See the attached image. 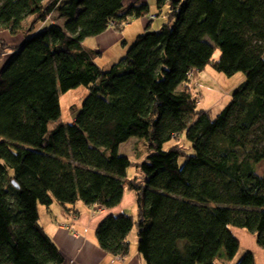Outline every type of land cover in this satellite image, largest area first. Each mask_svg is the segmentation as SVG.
Segmentation results:
<instances>
[{
	"label": "trees",
	"instance_id": "trees-1",
	"mask_svg": "<svg viewBox=\"0 0 264 264\" xmlns=\"http://www.w3.org/2000/svg\"><path fill=\"white\" fill-rule=\"evenodd\" d=\"M156 7L167 9L162 27L145 29L103 69L83 40L111 21L121 30L148 14L146 3L0 0V31L20 35L15 45L0 40V57L9 53L0 67V264H62L38 205L110 209L129 166L143 178L128 180L137 214L102 217L95 237L104 252L127 255L133 226L142 264H214L222 248L230 259L239 231L264 250V0ZM208 65L243 74L214 118L187 84ZM79 85L88 93L73 123H63L59 94ZM132 136L146 143L141 161L118 152ZM236 264H256L253 251Z\"/></svg>",
	"mask_w": 264,
	"mask_h": 264
},
{
	"label": "rangeland",
	"instance_id": "rangeland-1",
	"mask_svg": "<svg viewBox=\"0 0 264 264\" xmlns=\"http://www.w3.org/2000/svg\"><path fill=\"white\" fill-rule=\"evenodd\" d=\"M156 1V0H154ZM141 3V2H139ZM166 7H162L161 11L157 9L155 18H152V22L150 24V30H159L163 23L166 21ZM152 15V14H151ZM149 15V16H151ZM53 17H57V20L60 21V17L58 16V12H53ZM145 16V15H144ZM143 17V16H140ZM137 17V18H140ZM56 20V19H55ZM135 18H131L125 20L120 24V27H124L123 30H115L123 33L121 41L119 45H113L112 48L105 50L102 54H99L95 57V62L100 66L104 67L105 64H109L110 62H117L122 56H124L128 47L134 41V38L138 35V29L135 23ZM130 25H129V24ZM49 25L48 21L38 23L35 27V31L41 30ZM126 25V26H125ZM116 26V25H115ZM113 28V27H110ZM0 40L7 42L8 44L15 45L20 40V35L17 37H10L6 32H0ZM123 40V41H122ZM126 42L125 46L122 44ZM85 45L91 46L93 45V40H85ZM95 50L94 48H89ZM219 55L218 49L215 50V55L213 56V60H217ZM5 57V54L0 57V60ZM8 58V57H7ZM6 58V60H8ZM7 62V61H5ZM5 64V63H4ZM3 64V65H4ZM243 78V74L240 71L233 72L230 75H227L223 72L216 71L212 66L208 65L202 70L195 71L189 75V80L187 82L188 86H190L191 90L195 94L198 99V109L205 110L207 114L214 118L229 102L231 98L232 91L236 88V86L241 82ZM88 90L85 86L79 85L74 88H71L65 92L59 94V103L61 108V120L63 123H73L78 111L81 108V104L83 99L86 97ZM184 139L181 138L179 140L180 143L184 144ZM170 142H168L165 147H168ZM118 152L120 154L126 155L131 160L141 161L146 155V143L144 139L136 136H132L126 142H123L119 145ZM188 152H192L188 150ZM184 159L180 158V162H183ZM264 167V162H260L257 166L258 172H262ZM140 172L134 167L129 166L126 171V177L124 179V192L121 201L117 204L116 209L119 210L120 213H125L131 216L136 217L137 214V205H136V194L132 189L128 188V180L137 176V182L142 183L143 178L140 177ZM82 204L80 200H77L75 206ZM64 206L61 205L57 201H53L49 206L39 204L38 205V214H39V224L48 225V222L51 220L52 222L63 219L66 215ZM98 208V207H97ZM113 208V207H112ZM59 215H63L59 217ZM59 222V221H58ZM238 235L242 238V233L237 232ZM241 233V234H239ZM237 235V234H236ZM237 235V236H238ZM238 236V237H239ZM92 237L96 240L95 237V229L92 230ZM129 241V252L127 255L129 257H134V255H138L137 252V229L136 226L130 230L128 234ZM248 249V244L245 240L242 239L241 244L239 245L238 250L232 258H225L224 249L222 248L219 251V256H217L214 260V264H236L245 251ZM201 264V263H198Z\"/></svg>",
	"mask_w": 264,
	"mask_h": 264
},
{
	"label": "crops",
	"instance_id": "crops-1",
	"mask_svg": "<svg viewBox=\"0 0 264 264\" xmlns=\"http://www.w3.org/2000/svg\"><path fill=\"white\" fill-rule=\"evenodd\" d=\"M125 6L130 4H141L146 3L148 5V14L143 17L135 18V23L138 31V34L142 33L145 29L150 27L152 20H149V15H156L157 7L156 1L154 0H122ZM141 2V3H139ZM155 18V17H154ZM129 24V23H128ZM130 25V24H129ZM126 26V25H125ZM124 27L121 28L123 30ZM119 30L116 28H107L103 32L93 36L87 37L83 40L82 45L89 49L94 48L102 54L103 51L112 48L113 45H119L121 41L124 31L119 32L115 31ZM0 32H6L8 36V32L6 30H1ZM13 38V37H12ZM93 40V45L87 46L85 45V40ZM123 41V40H122ZM124 46L126 44L125 40L122 43ZM92 50V49H90ZM97 54V55H99ZM9 56V53H5V57L0 60V67L6 61V58ZM113 63L105 64L103 69L109 68ZM97 205L85 206L80 204L76 206L78 212L74 213L72 210L67 211L66 215H59L63 219L58 221H49L48 225H42L44 232L51 238V240L58 247L59 251L63 255L62 264H142L141 259L138 255H134V257H129V255L124 256V260L120 261L117 256L110 255L103 250L97 244V241L92 237V230L96 228L99 221L104 217L107 213H120L119 210L116 209L117 205L110 209H100L98 210ZM72 228L78 232L77 234L73 233ZM242 233V238L248 244V249L252 250L255 255V263L256 264H264V250L256 244L254 237L251 234H247L244 231H239ZM239 233V234H241ZM242 241V240H241Z\"/></svg>",
	"mask_w": 264,
	"mask_h": 264
},
{
	"label": "built area",
	"instance_id": "built-area-1",
	"mask_svg": "<svg viewBox=\"0 0 264 264\" xmlns=\"http://www.w3.org/2000/svg\"><path fill=\"white\" fill-rule=\"evenodd\" d=\"M149 18H154V14H152L151 16H149ZM113 26H115V23L111 21L110 22V27H113ZM99 208L102 209L101 207H98V210H99ZM72 230H73V233L74 234H77L78 235V232H76L73 228H72ZM116 258H118L120 261H123L124 260V256L117 255Z\"/></svg>",
	"mask_w": 264,
	"mask_h": 264
},
{
	"label": "bare ground",
	"instance_id": "bare-ground-1",
	"mask_svg": "<svg viewBox=\"0 0 264 264\" xmlns=\"http://www.w3.org/2000/svg\"><path fill=\"white\" fill-rule=\"evenodd\" d=\"M155 16V15H154ZM152 18H149V20H151Z\"/></svg>",
	"mask_w": 264,
	"mask_h": 264
}]
</instances>
